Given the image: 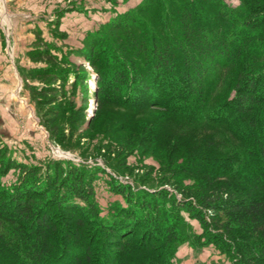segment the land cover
I'll return each instance as SVG.
<instances>
[{"label": "trees", "instance_id": "16d2710c", "mask_svg": "<svg viewBox=\"0 0 264 264\" xmlns=\"http://www.w3.org/2000/svg\"><path fill=\"white\" fill-rule=\"evenodd\" d=\"M239 1L231 7L225 0H148L111 27L121 45L92 52L89 42L80 52L99 80L110 78L128 93H148L150 102L141 108L182 114L185 134L202 129L217 139L182 149L184 161L173 172L177 191L188 201L178 202L165 189L150 193L152 199L123 190L130 210L99 223L89 218L91 181L68 162H56L40 176L27 169L21 184L0 196L2 263L172 264L180 245L203 243L181 216L185 212L201 223L208 241L226 248L234 264H264V0ZM36 47L29 56L45 66L29 68L22 77L33 100L42 97L38 104L59 116L54 105L66 97L77 67L40 38ZM29 76L41 84H27ZM169 81L171 96L157 97L155 90ZM188 177L193 184H184Z\"/></svg>", "mask_w": 264, "mask_h": 264}, {"label": "rangeland", "instance_id": "374dc122", "mask_svg": "<svg viewBox=\"0 0 264 264\" xmlns=\"http://www.w3.org/2000/svg\"><path fill=\"white\" fill-rule=\"evenodd\" d=\"M147 1L0 0V30L4 32L0 55L2 66H9L12 74L9 85L6 84L8 92L0 96V160H4V164L0 161V196L3 199L11 194L8 191L13 186L21 184L25 170L34 169L40 176L52 171L56 162L63 165L68 162L70 168L91 181L95 193L94 215L89 213V218L99 223L115 217V211L130 210L123 190L140 199H152L150 193L165 189L176 195L178 202L188 201L177 191L178 176L173 172L184 161L182 149L195 142L203 145L217 139L203 134L202 129H195L191 136L185 134L188 120L182 114L172 115L159 107L141 108L150 102L148 93H128L124 87L118 89L110 78L99 80L87 56L80 53L89 42L95 47L92 52L105 51L111 43L121 45L111 27L146 6ZM225 1L231 7L240 4L239 0ZM38 38L77 67L65 87L66 97L54 105L59 116L48 114L49 107L38 104L36 99L42 97L33 100L22 77L29 68L45 66L43 61L29 56L36 51ZM28 80L26 83L31 85L42 82L41 78ZM172 84L170 81L162 84L167 88L155 90V95L169 94ZM103 88L110 92L103 94L100 92ZM116 90L120 91L118 96ZM137 104L141 106L137 108ZM189 137L196 139L187 141ZM194 181L188 177L184 184ZM29 185H25L26 189ZM185 192L193 196L196 191L186 188ZM203 214L210 221L211 213ZM181 216L190 222L203 243L196 245L198 240H193L180 245L172 264H234L226 248L219 250L208 241L199 221L185 212ZM0 264L4 263L0 261Z\"/></svg>", "mask_w": 264, "mask_h": 264}, {"label": "crops", "instance_id": "0c3cea01", "mask_svg": "<svg viewBox=\"0 0 264 264\" xmlns=\"http://www.w3.org/2000/svg\"><path fill=\"white\" fill-rule=\"evenodd\" d=\"M1 29V27H0ZM3 36H4V32H1L0 30V53L3 52V43H4V40H3ZM0 62H1V67L0 69L3 71L2 73L0 72V96L2 95L3 97V94H6V92H8V87L7 85H9L8 81L9 79L11 80V68L6 67L5 65H3V57L0 55ZM3 83H4V86H3ZM7 84V85H6Z\"/></svg>", "mask_w": 264, "mask_h": 264}]
</instances>
